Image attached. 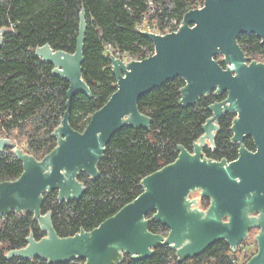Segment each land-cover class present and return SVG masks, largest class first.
Returning a JSON list of instances; mask_svg holds the SVG:
<instances>
[{"label": "water", "instance_id": "1", "mask_svg": "<svg viewBox=\"0 0 264 264\" xmlns=\"http://www.w3.org/2000/svg\"><path fill=\"white\" fill-rule=\"evenodd\" d=\"M87 30V12L82 7L74 52L55 49L50 43L35 50L41 61L53 65L54 75L70 83L64 116L52 133L57 145L38 159L12 138L0 135V152L11 148L24 167L18 178L0 182V215L30 212L46 233L37 239L31 232L27 245L9 250L6 257L122 264L127 255L145 260L157 246L168 245L182 262L202 255L220 240L236 252L248 237V229L255 227L260 228L255 235L258 251L245 264H264V214H247L264 211V63L247 64L238 42L241 34L248 33L258 35L264 44V0H205L202 7L186 12L177 31L140 30L154 43V53L129 61L111 55L117 89L92 114L86 129L79 131L70 121L73 98L79 93L92 97L83 77ZM7 32L6 26L0 28V52ZM219 54L225 55L226 68L216 59ZM176 77L186 82L181 88L184 106L194 105L214 88L228 92L225 101L210 106L214 115L203 125L204 134L194 143V151L179 145L177 159L145 176L141 181L144 190L134 200L90 231L82 228L72 236H60L52 211L43 212L44 194L57 190L60 202L81 199L87 186L79 176L86 173L97 179L101 175L99 163L107 144L124 125L150 129L152 117L143 113L138 103ZM226 111L238 113L235 137L252 134L258 145L256 153L243 148L241 157L229 164L202 156L206 139L215 138L212 128L218 126L213 120ZM197 189L212 197L209 209L199 208L198 199L189 198ZM226 213L231 216L229 221H224ZM153 219L169 228L167 235L149 229Z\"/></svg>", "mask_w": 264, "mask_h": 264}, {"label": "trees", "instance_id": "2", "mask_svg": "<svg viewBox=\"0 0 264 264\" xmlns=\"http://www.w3.org/2000/svg\"><path fill=\"white\" fill-rule=\"evenodd\" d=\"M204 2L0 0V28H8L0 52V135L12 138L38 159L57 145L52 133L64 116L70 83L54 75L53 65L41 61L35 50L50 43L55 49L74 52L82 7L86 9L88 23L83 77L92 97L79 93L73 98L70 121L79 131L86 129L92 114L117 89L111 55L140 60L154 53V43L141 33L139 25L145 21L157 22L161 28L173 22L179 24L187 11ZM238 42L246 56L264 60V44L258 35L243 33ZM185 84L182 77L168 79L140 99L139 109L152 117L150 129L124 125L112 136L99 163L101 175L97 179L86 173L79 176L87 186L81 199L60 202L57 190L44 194L43 212L52 211L53 224L60 236H72L82 228L94 229L143 192L141 181L145 176L174 162L179 145L192 150L209 116V100L200 98L194 105L184 106L181 88ZM23 169V162L11 148L0 152V182L18 178ZM149 229L163 235L169 232L156 219L150 221ZM31 232L37 239L46 235L32 213L12 211L0 215V264H85L79 258L66 263L18 256L8 259L6 253L26 246ZM237 261V254L228 242L220 240L202 255L182 262L178 261L175 249L164 245L157 246L155 253L145 260H133L127 255L122 264H238Z\"/></svg>", "mask_w": 264, "mask_h": 264}, {"label": "flooded vegetation", "instance_id": "3", "mask_svg": "<svg viewBox=\"0 0 264 264\" xmlns=\"http://www.w3.org/2000/svg\"><path fill=\"white\" fill-rule=\"evenodd\" d=\"M246 57H247V61H246L247 64H250L253 61L264 63V60H257L255 58L251 59V57L249 56H246ZM216 59L219 61V63L224 68L227 67L224 54L217 55ZM200 98H206L209 100V104H208L209 116L203 122V125H204L205 123H207L208 119L214 115V111L210 110V106L212 104L225 101L228 98V92L227 91L218 92V89L214 88L207 94L201 95ZM237 116H238V113L235 111H226L224 112L223 115L218 116L217 119L213 120V124L217 125L218 128H212L213 133H215L214 141H211L210 137L206 139V144L202 148L203 157L207 158L208 160H212V161L226 160V164H229L233 161L238 160L241 157L243 148H245L249 153L257 152L258 145L256 143V138L254 137V135L244 133L241 139L235 137L236 132H235L234 127H235ZM203 125H202V128H203ZM202 134H204V130ZM189 151L190 152L194 151V144H193L192 150H189ZM239 180L240 178L238 177V181ZM189 198L191 199L197 198L198 206L199 208L203 210L209 209L213 201L211 196H203L202 191L200 189L192 191L191 194L189 195ZM247 214L249 217L259 216V215L264 214V211L255 210ZM230 218H231L230 214L226 213L224 215V221H229ZM259 230L260 228H255V227L249 228L248 237L251 236L252 234L255 237V235L259 232Z\"/></svg>", "mask_w": 264, "mask_h": 264}, {"label": "rangeland", "instance_id": "4", "mask_svg": "<svg viewBox=\"0 0 264 264\" xmlns=\"http://www.w3.org/2000/svg\"><path fill=\"white\" fill-rule=\"evenodd\" d=\"M201 5L203 6L202 3ZM201 5L200 7H202ZM144 23H145L146 29L150 28L151 32H156V33H161V34L168 32L167 30L169 26H166V27L164 26V28H161L160 24H158L157 22L150 24L148 21H145ZM110 50L112 51V49ZM123 59L126 61H129L127 58H123ZM239 247L241 248L235 252L238 258V261H237L238 264H241L247 261L246 260L247 257L251 256L252 254H255L258 251V243L253 234L247 237L246 239H244V241L239 245Z\"/></svg>", "mask_w": 264, "mask_h": 264}, {"label": "built area", "instance_id": "5", "mask_svg": "<svg viewBox=\"0 0 264 264\" xmlns=\"http://www.w3.org/2000/svg\"><path fill=\"white\" fill-rule=\"evenodd\" d=\"M182 23V22H181ZM181 23L177 24L176 22L171 23L168 28V32L177 31L181 25ZM139 29L143 31H151L150 28L146 29L145 23L139 25ZM165 34V33H162Z\"/></svg>", "mask_w": 264, "mask_h": 264}]
</instances>
